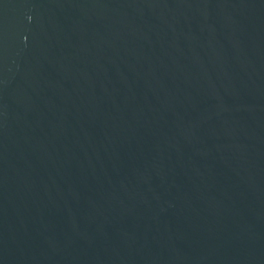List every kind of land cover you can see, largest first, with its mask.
I'll list each match as a JSON object with an SVG mask.
<instances>
[{
    "label": "water",
    "instance_id": "95a60500",
    "mask_svg": "<svg viewBox=\"0 0 264 264\" xmlns=\"http://www.w3.org/2000/svg\"><path fill=\"white\" fill-rule=\"evenodd\" d=\"M0 264H264V0H0Z\"/></svg>",
    "mask_w": 264,
    "mask_h": 264
}]
</instances>
